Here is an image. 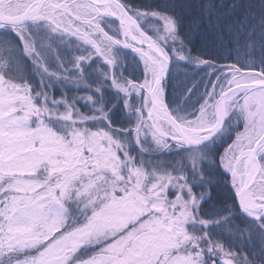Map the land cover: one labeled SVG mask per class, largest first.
Here are the masks:
<instances>
[{
    "label": "snow or ice",
    "instance_id": "6c2138e0",
    "mask_svg": "<svg viewBox=\"0 0 264 264\" xmlns=\"http://www.w3.org/2000/svg\"><path fill=\"white\" fill-rule=\"evenodd\" d=\"M0 264H264V0H0Z\"/></svg>",
    "mask_w": 264,
    "mask_h": 264
}]
</instances>
